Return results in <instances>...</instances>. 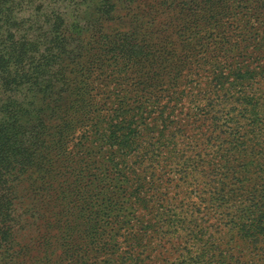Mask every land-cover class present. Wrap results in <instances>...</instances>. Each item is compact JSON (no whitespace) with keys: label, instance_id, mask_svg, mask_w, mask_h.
<instances>
[{"label":"rangeland","instance_id":"rangeland-1","mask_svg":"<svg viewBox=\"0 0 264 264\" xmlns=\"http://www.w3.org/2000/svg\"><path fill=\"white\" fill-rule=\"evenodd\" d=\"M101 2L24 0L17 8L15 21L23 22L25 30L44 27L40 36L52 28L49 26L52 18L58 17L57 25H61L69 55L66 54L62 66L65 78H61L57 87L63 125L60 161L54 173L48 172L58 177L47 175L44 180L38 179L36 166L22 176L12 210L15 227L11 242L0 249L4 250L0 251V264H126V260L133 264H217L220 259L227 264H264V232L252 241L242 233L251 229L264 212V11L256 12V7L251 9L228 0L225 14L227 22L234 26L230 33L232 47L228 43L220 59H227L232 69L255 68L257 75L253 81L244 82L243 88L232 89L230 84L220 83L223 85L217 97L220 100L209 109L207 103L214 96L213 69L201 70L202 83L191 84L194 69L188 67L184 78L188 81L182 80L180 87L188 86V92L201 96L205 114L196 117V108L189 98L178 104L169 102L171 79L163 73L165 60L158 59L157 34L147 36L144 34L150 31L147 28L142 29L140 39L134 34L130 16L138 12V7L132 0H111L107 7L116 6L118 11L112 12L110 21L102 28L100 18L95 17ZM261 8L264 9V3ZM118 33L140 46L147 39L149 54L154 55L146 57L148 66H152L149 77L165 83L162 89L151 83L152 92L162 104L168 103L167 123L159 119L160 126L145 138L144 151L136 152L128 162L123 161L127 180L136 177L139 181L142 175L143 181L125 182L127 192L118 188L121 191H111L101 198L91 190L95 157L82 148L92 134L91 114L99 109L93 102L100 94V75L105 72L112 85L120 80L121 88L126 86L129 92L131 104L137 99L132 91L140 75L139 68L127 72V64L140 59L141 49L137 46L130 54L133 58L121 59L117 64L106 63L107 70L103 68L104 62L96 65L89 61L91 49L106 46ZM243 56L245 60H239ZM249 84L246 98L243 94ZM25 93L23 90L22 94ZM150 122L154 120L151 118ZM162 124L168 129H163ZM37 132L20 139L37 145L31 151L34 160L46 156L44 145L54 139L43 131ZM161 138L166 140L162 147ZM170 150L176 154L172 163L178 165L177 170L186 168L185 179L169 176V172L159 167ZM106 164L107 183L112 186L114 176L110 171L120 174L121 179L124 173L119 166ZM135 191L146 200L145 205L131 196ZM25 208L27 213L23 215ZM42 214L45 219L38 220L37 216ZM99 214L108 217L111 224L100 228L102 218L98 217L96 223L92 217ZM142 232L147 234L144 240L130 244L129 234ZM94 234L107 249L98 260L93 258Z\"/></svg>","mask_w":264,"mask_h":264},{"label":"trees","instance_id":"trees-1","mask_svg":"<svg viewBox=\"0 0 264 264\" xmlns=\"http://www.w3.org/2000/svg\"><path fill=\"white\" fill-rule=\"evenodd\" d=\"M23 1L0 0V249H4L12 239V231L15 227L12 211L16 204L14 196L17 185L22 183V176L31 167L36 166L39 172L38 179L44 180L47 175L49 178L57 179L58 176H51L50 173H54L56 164L59 165L58 152L61 151L59 146L63 140L60 139L63 125L59 115L60 92H57V87L61 78H65L62 66L69 52H66L65 38L60 32L61 25H57L60 20L54 16L53 23L49 24L53 29L42 33L43 36L39 33L41 34L44 27H29L25 30L23 22L15 21L17 8L21 7ZM236 1L251 9L256 7V12L264 11L261 8L264 0ZM110 2L111 0H102L95 14V17L100 18L99 24L102 28H105V22L110 21L112 12L118 11L116 6L107 7ZM132 2L138 7V12L133 13L134 10H132L133 16H130V19L133 17L131 24L135 27L134 34L140 39L142 29L147 28L150 31L144 34L153 36L156 33L159 38L158 59L165 60L166 66L163 73L171 79L172 89L167 96L169 102L172 101L171 104H178L182 99L189 98L196 108L195 116L202 117L205 114L201 96L188 92V86L180 87L182 80L188 81L184 79L188 67L194 69L192 75L194 80L190 81L191 84L202 83L204 77L200 74L201 70L213 69L214 96L207 103L209 109H213L220 100L217 98L223 86L220 83H228L233 87L232 89H236V87L243 88L244 82L255 79L257 75V72L253 71L255 68L253 70L251 67L232 69V66L226 62L227 59H220V53L225 47H229V44L232 47L230 33L234 26L227 22L228 16L225 14L229 8L228 0H132ZM134 46L141 49L140 59L127 64V72L132 68L140 70L139 82L132 91L137 97L135 104L130 103L127 98L129 92L126 86L121 88L120 80L113 85L109 84V79L105 77L106 73L102 72L100 94L94 98L93 102L99 109L91 114L92 134L82 145V148L91 151V155L95 157L97 164L91 171V190L96 192L95 196L101 198L115 190L122 189L127 192L125 182L143 181L142 175H139V181L136 177L128 181L126 170L123 172V164H126L123 161L128 162V159L132 158L136 152L144 151L147 143L145 138L152 134L151 130L160 126L159 119L162 123H167L165 114L168 103L162 104L157 94L152 92L151 83L160 89L165 83L149 77L152 66H148L149 60L146 57L152 54H149L147 39L140 46L133 44L132 40L124 34L118 33L117 37L106 46L104 44L95 51L91 49L89 61L96 65L104 62L103 68L107 70L106 63L117 64L121 59L127 61V57L133 58L130 54ZM98 52L106 56H101ZM109 56L112 57L107 61L106 57ZM68 58L70 59L69 56ZM239 60H245V56L239 57ZM222 65L228 70L227 74L225 73L227 70ZM82 67H84L83 64ZM236 83H242V85L238 86ZM250 85L243 94L246 98ZM23 90L26 91L25 94H22ZM172 107L176 109V106L172 105ZM151 118L154 122H150ZM162 128L168 129V126L162 124ZM37 131H43L46 134L43 135L53 136L54 139L51 143L44 145L46 156L34 160L31 151L36 149L37 145L31 141L21 142L20 139L37 135ZM177 135L183 137L182 134ZM165 142V138H161L160 146L162 147ZM168 155L169 157L165 158L168 162L162 160L160 163L161 170L169 172V176L178 175L185 179L186 168L179 171L178 165L174 166L172 163L176 156L175 152L170 150ZM140 159L141 162L145 161L144 156ZM106 162L119 166V170L124 173L122 179L125 181L112 169L110 172L114 180L110 186L107 183ZM138 186L136 190H139L140 184ZM131 196L139 200L140 204H146V200L139 198L138 191L133 192ZM24 210L23 215H26V208ZM92 217L96 223H98V217L102 218L100 228L111 224L108 217L104 215H92ZM37 219L44 220L45 216L38 215ZM144 228L149 229L150 226ZM247 229L242 232L247 240L250 238L252 241L262 234L264 212L251 225V229ZM146 235V232L129 234L130 244H140ZM93 241V258L98 260L107 249L102 239L96 234ZM0 251L4 252V250ZM0 257H2L1 252ZM216 263L227 264L226 260L222 259ZM126 264H133V262L126 260Z\"/></svg>","mask_w":264,"mask_h":264}]
</instances>
